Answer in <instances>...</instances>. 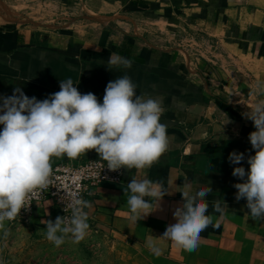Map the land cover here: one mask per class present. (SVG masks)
I'll return each instance as SVG.
<instances>
[{"label": "crops", "instance_id": "0c3cea01", "mask_svg": "<svg viewBox=\"0 0 264 264\" xmlns=\"http://www.w3.org/2000/svg\"><path fill=\"white\" fill-rule=\"evenodd\" d=\"M113 52L132 66L108 69ZM125 73L138 94L162 99L169 147L150 168L123 167L119 184L96 187L86 197L88 221L125 243L130 264H264V219L251 217L245 200L235 198L240 178L228 160L232 151L255 152L248 139L255 128L242 113L264 83V0H0V95L19 85L42 100L70 77L81 93L102 101L107 83ZM64 156H53L51 165ZM73 158L101 159L94 149ZM240 164L247 170L246 159ZM145 174L171 193L135 223L127 184ZM197 182L212 190L206 199L213 224L196 249L185 250L160 235L174 220L181 192ZM216 199L221 212L213 208ZM57 216L45 200L32 223L46 228ZM5 225L0 253L13 233Z\"/></svg>", "mask_w": 264, "mask_h": 264}, {"label": "clouds", "instance_id": "9594fccd", "mask_svg": "<svg viewBox=\"0 0 264 264\" xmlns=\"http://www.w3.org/2000/svg\"><path fill=\"white\" fill-rule=\"evenodd\" d=\"M132 60L111 53L108 69L132 66ZM69 78L60 79L59 91L38 100L27 96L19 85L12 95H0V232L6 237L5 221L14 219L21 209H29L36 190L50 184L53 156L77 157L94 149L109 170L148 169L169 147L167 125L161 120L165 111L162 99L138 94L137 85L126 73L110 80L102 101L92 92L81 93ZM242 116L252 121L255 130L248 134L254 154L232 151L229 163L237 165L232 175L235 198H243L251 217L264 219V83L256 86V99ZM225 123V115L222 125ZM247 162L248 168L240 164ZM195 190L186 185L182 202L173 210V222L160 235L185 250L198 247L201 233L213 224L206 199L212 190L199 183ZM129 218L137 223L157 210L165 194H170L164 181L146 174L127 184ZM71 215L47 220L46 239L59 246L66 235L78 243L88 235V212L91 201L78 192L67 193ZM147 197L148 199H145ZM217 212L223 210L221 199L213 202ZM215 226V225H214ZM0 264H4L0 258Z\"/></svg>", "mask_w": 264, "mask_h": 264}, {"label": "rangeland", "instance_id": "374dc122", "mask_svg": "<svg viewBox=\"0 0 264 264\" xmlns=\"http://www.w3.org/2000/svg\"><path fill=\"white\" fill-rule=\"evenodd\" d=\"M88 235L74 243L66 235L64 243L54 245L46 239V228L26 223L5 240L0 258L4 264H130L125 243L88 221Z\"/></svg>", "mask_w": 264, "mask_h": 264}, {"label": "built area", "instance_id": "2783aa9c", "mask_svg": "<svg viewBox=\"0 0 264 264\" xmlns=\"http://www.w3.org/2000/svg\"><path fill=\"white\" fill-rule=\"evenodd\" d=\"M51 166L52 175L48 187L36 190L35 195L31 197L29 209L25 211L22 208L20 214L14 219L5 221L8 226L17 228L32 222L36 204L45 200L53 203L58 209L59 216L67 218L71 215L67 193L76 191L86 199L99 185L119 184L122 181L123 167L118 170H109L107 162L102 159L84 160L64 156Z\"/></svg>", "mask_w": 264, "mask_h": 264}]
</instances>
